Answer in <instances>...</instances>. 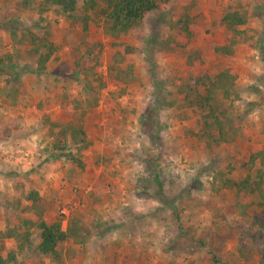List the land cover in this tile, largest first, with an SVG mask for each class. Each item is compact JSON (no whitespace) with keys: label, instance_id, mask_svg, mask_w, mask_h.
<instances>
[{"label":"rangeland","instance_id":"1","mask_svg":"<svg viewBox=\"0 0 264 264\" xmlns=\"http://www.w3.org/2000/svg\"><path fill=\"white\" fill-rule=\"evenodd\" d=\"M77 1L82 7L85 0ZM234 8L249 17L238 49L227 56L216 47L230 43L221 20ZM183 17L191 35L179 24ZM29 31L57 46L44 71H37ZM121 41L133 47L123 52L132 70L124 95L108 73L116 48L101 24L90 19L85 26L47 0H0V231L36 220L40 210L46 221L61 217L65 228L67 209L90 234L82 244L65 242L59 260L39 252L36 225L21 248L24 226L0 239L4 253L16 254L12 264H261L257 193L237 197L217 175L247 172L251 153L264 144V0L161 2ZM228 65L238 73L244 135L209 152L167 102L179 98L182 84ZM85 73L108 84L83 117L73 105L86 98ZM155 106L158 130L149 133L144 116ZM81 117L91 140L80 156L83 168L55 151L59 128L50 129L51 122ZM157 175L166 202L154 195ZM32 190L41 197L37 208L27 199Z\"/></svg>","mask_w":264,"mask_h":264},{"label":"trees","instance_id":"2","mask_svg":"<svg viewBox=\"0 0 264 264\" xmlns=\"http://www.w3.org/2000/svg\"><path fill=\"white\" fill-rule=\"evenodd\" d=\"M62 6L63 11L68 17L83 22L85 26L89 24L90 19L95 23L101 24L105 35L113 38V46L116 52L113 61L110 62L108 73L112 82L118 83V95H124L127 92V83L131 80L132 70L129 65L124 64L125 58L123 52L133 50L132 46L121 41L132 29L141 23L143 18L150 12L155 11L161 2L169 0H85L83 6H79L77 0H47ZM248 11L240 8L229 9L223 16L221 23L225 30L231 34L229 44H221L216 47V51L224 55H231L236 52L240 38L244 35V30L240 27L248 22ZM179 24L187 34L192 31L187 18H181ZM31 50L30 52L38 57L37 71H44L48 61L51 59L57 46L54 42L29 31ZM120 40V41H119ZM101 47L102 45L99 44ZM45 49L41 52V49ZM151 52V50L149 51ZM149 58L151 54H148ZM11 55L8 59H11ZM112 59V58H111ZM0 61L4 62L3 58ZM80 67V60L77 61ZM91 67V66H88ZM85 68L87 70L89 68ZM13 77L16 78L15 69L12 67ZM85 75L84 89L86 98H79L73 105V108L80 109L84 117L90 108L98 105L102 90L107 87V81L96 74L95 78H88ZM238 73L230 65L221 69L214 75L205 74L196 78L194 82H186L177 88L179 98L168 101L169 105H176L181 110L189 124L186 127V133L194 140L204 144L205 148L212 152L216 148L231 144L244 135L242 127L243 114L240 110L241 96L237 87ZM247 103V102H246ZM248 105H253L254 103ZM83 108V109H82ZM248 108V107H247ZM89 109V110H88ZM157 107L155 106L151 113L144 116V125L149 127V133H157V120L155 117ZM191 113L188 114L187 111ZM83 117L79 120H70L64 123H50V129L58 127L57 132H53L51 140L52 146L59 153L69 160L75 162L80 167H85V162L80 158L81 153L91 145V140L85 129ZM76 147V151L72 147ZM247 172L240 176L225 175V172H219L217 178L220 179V186L234 193L237 197H246L251 190L257 193V205L264 211V144L253 151L249 161L245 163ZM150 181V180H149ZM156 181L158 189L155 197L166 202V193L162 182L157 175ZM39 192L32 190L27 199L32 201L34 208L38 207L40 200ZM36 220L25 219L20 225L8 227L6 231H0V239L12 237L22 227H26L24 234H19L23 239L21 248L30 240L31 226L36 225L41 231V242L38 246L41 254H51L62 260L61 246L68 240L82 244L88 240L89 232L78 215H69L67 226L63 227V219L57 217L54 220L46 221L43 218V212L37 211ZM216 259V256H214ZM16 261V254L10 252L5 254L4 247L0 244V264H12ZM260 263L264 264V254L260 255Z\"/></svg>","mask_w":264,"mask_h":264},{"label":"crops","instance_id":"3","mask_svg":"<svg viewBox=\"0 0 264 264\" xmlns=\"http://www.w3.org/2000/svg\"><path fill=\"white\" fill-rule=\"evenodd\" d=\"M66 211H67V215L69 216V215H70V212H69L67 209H66ZM68 216H67V217H68Z\"/></svg>","mask_w":264,"mask_h":264},{"label":"built area","instance_id":"4","mask_svg":"<svg viewBox=\"0 0 264 264\" xmlns=\"http://www.w3.org/2000/svg\"><path fill=\"white\" fill-rule=\"evenodd\" d=\"M62 212L66 214V210H65V209H64V210H62ZM66 215H67V214H66Z\"/></svg>","mask_w":264,"mask_h":264}]
</instances>
